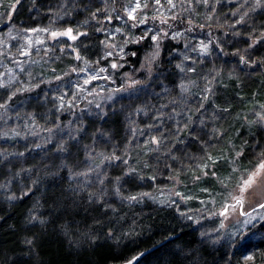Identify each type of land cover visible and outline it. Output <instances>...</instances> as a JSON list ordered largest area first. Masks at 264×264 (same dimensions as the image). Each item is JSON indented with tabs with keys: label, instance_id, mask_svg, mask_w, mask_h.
I'll return each mask as SVG.
<instances>
[{
	"label": "trees",
	"instance_id": "16d2710c",
	"mask_svg": "<svg viewBox=\"0 0 264 264\" xmlns=\"http://www.w3.org/2000/svg\"><path fill=\"white\" fill-rule=\"evenodd\" d=\"M122 1L111 0V21H125L123 51L106 58V63L119 84L137 81L141 85L151 81L155 87L134 97H124L99 115L84 109L77 111L75 106L53 117L52 124L69 118L79 122L61 138L40 144L25 143L15 135L0 139V264H264V238L246 243L252 248L253 259L245 262L246 252L239 244L231 248L224 242L212 245L202 240L198 230L174 204L146 198L130 201L105 192L106 188L102 192L91 191L76 181L89 152L101 150L108 154L110 179L105 185L111 187L113 178H123L134 192L149 188L151 167L158 154L152 140L144 139V148L143 145L137 151L131 149L132 132L140 131L145 116L156 117L167 126L170 120L167 116L176 113L181 93L185 91L193 97L191 92L206 81L205 65L196 55L188 53L197 49L195 38L208 39L211 51L217 55L225 51V41L218 42L222 32L214 26H201L184 16L154 13L129 18ZM45 2L13 0L9 21L17 18L18 9L24 13ZM98 10L81 14V20L89 23L81 31L79 41L86 47L94 46L81 53H97L104 38L97 28L105 26L110 15L104 7ZM255 17L259 20L257 29L264 30V12ZM146 27L157 32L155 40L143 30ZM173 31L186 36L170 37L168 33ZM229 57L226 58L234 60ZM238 65L244 69L245 59L239 58ZM260 68L261 73L232 77L226 85L215 81L213 90L200 96L210 109L203 117L207 129L196 131L201 140L208 142L207 136L212 135L213 142L219 143L215 150L222 152L223 159L214 167L216 175L221 176L229 169L228 163L236 154L233 164L237 169L247 171L255 164L251 149L259 129L254 124L248 125L244 116L252 102L264 95V68ZM63 79L54 76L50 85ZM44 88L40 84L14 91L4 95L0 102L16 110L39 96ZM210 122L211 133L209 124L206 125ZM192 128L188 125L178 137H171L172 142L179 145L186 140L193 149L196 142L190 135ZM229 142L232 147L224 149ZM214 180L208 176L202 181ZM258 228L264 231V223Z\"/></svg>",
	"mask_w": 264,
	"mask_h": 264
},
{
	"label": "rangeland",
	"instance_id": "374dc122",
	"mask_svg": "<svg viewBox=\"0 0 264 264\" xmlns=\"http://www.w3.org/2000/svg\"><path fill=\"white\" fill-rule=\"evenodd\" d=\"M12 2L0 0V100L6 94L40 84L45 88L39 96L24 102L16 110H10L0 102L3 105L0 107V139L15 135L25 143L40 144L61 138L73 131L79 122L69 118L63 123L52 124L53 117L75 106L77 111L84 109L99 115L115 107L122 98L134 97L155 87L151 81L141 85L139 82L119 84L107 65L106 58L123 51L121 43L127 33L123 19L111 21V0H46L24 13H19L18 9L17 18L9 21ZM99 7H104L110 15L105 26L97 28L104 33V38L97 53H81L87 47L94 48L79 41L81 31L89 23L81 20V14L85 11L95 13ZM122 7L129 18L154 13L165 17L184 16L201 26H214L222 32L218 42L225 41V51L217 55L211 51L208 39L195 38L197 49L188 50V53L196 55L205 65L206 81L191 92L193 97L187 96L185 91L181 93L176 113L167 116L170 118L167 126L156 117L146 119L145 116L140 131L132 132L129 147L133 150L137 151L143 145L144 148V139L152 140L151 143L155 141L154 152L158 155L151 167L149 188L134 192L125 185L123 178H113L111 187L105 185L110 179L108 154L101 150L89 152L84 168L75 179L91 191L102 192L106 188L105 192L125 199L136 196L134 201L146 198L165 205L174 204L184 219L198 230L202 240L212 245L224 242L231 248L239 244L246 252L243 260L248 262L252 248L246 243L250 239L264 238V231L258 228L264 223V207H261L264 183L244 192L240 204L233 197L241 195V181L264 162V95L252 102L244 116L248 125L254 124L259 129L252 143L251 158L255 164L250 170L237 169L233 164L236 154L228 163L229 169L221 176L216 175L214 167L223 159L222 152L215 150L219 143L213 142L212 135L207 136L208 142L201 140L197 131L207 129L203 117L210 109L206 108L205 99L200 98L202 93L208 95L215 81L226 85L232 77L256 75L261 73V66L264 68V30L257 29L259 20L255 17L264 12V0L259 3L257 0H123ZM69 29L70 35H52ZM143 30L152 37L157 36L150 27ZM168 35L173 38L186 36L176 31ZM229 56L234 60L226 58ZM241 57L246 62L244 69L238 65ZM54 76L64 79L51 86ZM208 124L211 133V122ZM188 125L193 126L190 135L196 142L195 149L186 140L179 145L171 140ZM231 147L232 142H229L224 149ZM133 165L132 162L134 169ZM208 176L214 177V182L202 181Z\"/></svg>",
	"mask_w": 264,
	"mask_h": 264
},
{
	"label": "snow or ice",
	"instance_id": "6c2138e0",
	"mask_svg": "<svg viewBox=\"0 0 264 264\" xmlns=\"http://www.w3.org/2000/svg\"><path fill=\"white\" fill-rule=\"evenodd\" d=\"M205 2H207V0H205ZM257 3H259V0H257ZM139 6V5H138ZM71 34V29H69L67 32H63V33H55L53 32L52 35L53 37L57 36V35H70ZM72 39H75V37H72ZM153 39L155 40L156 37H153ZM241 59L243 60V57H241ZM112 67H116L115 64L112 65ZM100 71H105V69H100ZM134 83H138V82H134ZM0 107H3V105H0ZM155 142V141H153ZM35 182V181H33ZM102 183V181H100ZM260 183H264V162L260 163L258 165V167L252 171L247 177H245L240 185H239V190L241 195L240 196H234L233 199L236 200L237 204L242 203L243 200V193L248 191L249 189H251L253 186L260 184ZM117 192H119V189H117ZM146 195V194H145ZM127 199L131 200H136L137 197L136 196H130L127 197ZM231 207H235V205H232ZM261 207H264V204H261ZM223 214V213H222ZM247 259L251 260L253 259L252 256L247 257Z\"/></svg>",
	"mask_w": 264,
	"mask_h": 264
}]
</instances>
